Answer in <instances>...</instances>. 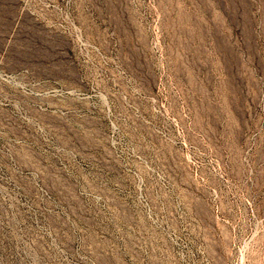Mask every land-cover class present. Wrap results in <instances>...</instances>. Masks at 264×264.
I'll return each instance as SVG.
<instances>
[{"label": "rangeland", "instance_id": "374dc122", "mask_svg": "<svg viewBox=\"0 0 264 264\" xmlns=\"http://www.w3.org/2000/svg\"><path fill=\"white\" fill-rule=\"evenodd\" d=\"M0 264H264V0H0Z\"/></svg>", "mask_w": 264, "mask_h": 264}]
</instances>
